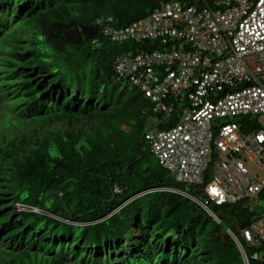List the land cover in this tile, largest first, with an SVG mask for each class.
Wrapping results in <instances>:
<instances>
[{
    "label": "trees",
    "instance_id": "trees-1",
    "mask_svg": "<svg viewBox=\"0 0 264 264\" xmlns=\"http://www.w3.org/2000/svg\"><path fill=\"white\" fill-rule=\"evenodd\" d=\"M168 1L0 0V20L10 10L17 17V28L0 41L14 48L6 57L5 71L10 67L11 72L3 74L2 86L3 92L15 91L5 116L14 117L16 125L9 120L10 126L0 131V264H65L63 242L95 245L109 254L113 249V256L125 264H154L158 259L148 250L138 252L136 245L156 252L159 242L148 244L155 240L149 235L156 234L170 240L162 247L165 259L171 253L173 264H243L228 232L241 241V229L256 220L244 207L247 200L210 206L220 224L191 201L165 193H147L115 212L139 192L177 185L159 163L146 157L152 155L143 139L146 125L151 119L159 123L162 116L153 114L142 94L118 77L113 64L119 55L134 58L160 41L113 43L96 23L112 19V28L125 29ZM129 42L131 49L112 52ZM78 59L90 68L88 73L82 68L73 73L80 65L69 62ZM36 67L52 78L39 79ZM27 121L33 124L25 127ZM16 129L30 132L18 135ZM113 186L120 194L113 193ZM15 203L43 214L17 215ZM58 218L89 225L73 226ZM135 234L139 239H132ZM123 238L132 245L127 252L120 248ZM155 244L160 247L155 249ZM244 251L249 264H264V246ZM254 253L263 256L253 261ZM69 254L73 262L90 261L77 257V249L69 248Z\"/></svg>",
    "mask_w": 264,
    "mask_h": 264
},
{
    "label": "built area",
    "instance_id": "built-area-1",
    "mask_svg": "<svg viewBox=\"0 0 264 264\" xmlns=\"http://www.w3.org/2000/svg\"><path fill=\"white\" fill-rule=\"evenodd\" d=\"M104 34L113 42L160 41L134 58H117L115 73L141 89L154 113L177 119L147 139L178 181L199 185L207 179V199L193 202L209 214V202L264 196V180L245 166L264 172V126L252 131L222 124L264 115V0H171L125 29L106 27ZM242 235L249 246L264 242V214Z\"/></svg>",
    "mask_w": 264,
    "mask_h": 264
},
{
    "label": "clouds",
    "instance_id": "clouds-1",
    "mask_svg": "<svg viewBox=\"0 0 264 264\" xmlns=\"http://www.w3.org/2000/svg\"><path fill=\"white\" fill-rule=\"evenodd\" d=\"M178 2V1H177ZM2 12V11H1ZM1 18V16H0ZM17 19L16 15L14 16V14L11 13V10L6 14L5 18H3V20H0V41H1V38L3 37V35H5L6 33H9V32H12L13 29H16L17 28V22L15 21ZM111 20V21H109ZM2 22L5 24H2ZM110 23V24H109ZM111 23H112V19H108V24H103L101 20L97 21V26H99V29L101 30L102 32V35L104 38L108 39L110 42H113L110 40V38L108 36H106L104 34V30L106 27H110L112 28L111 26ZM113 30H115L114 28H112ZM2 42H0V120H3L5 126H10V121L11 123H14L13 120L8 116V118L5 116V113L7 112L8 110V106H9V102L12 98V95L15 94V91L13 89H11V91L9 90H6L3 92V87L5 86H2L4 84V82H6V77L3 75L5 72H11V68H9L8 71H5V67L4 65L7 66L8 64V61H6V57H9V56H12L14 53V48L13 46H10V45H1ZM114 43V42H113ZM125 55H119L117 56L116 58H114V67H115V61L117 58H120V57H123ZM20 68H23L24 69V66L20 64L19 66ZM36 73H41L39 79L43 80V81H47L46 79L47 78H52V75L48 74V73H45L44 70L40 69L39 67H36ZM119 77V76H118ZM122 78V77H120ZM125 81H128V84L131 88L133 89H136L137 91H139L141 94H142V97L143 99L147 100L151 105H152V111H153V114H156L154 113V108H155V104H153L149 98H147L145 96V94L141 91V89L139 87H135L133 86L129 79L127 77H123ZM16 86V84L14 85ZM18 89V88H17ZM22 93V91H21ZM10 99V100H9ZM46 105H48L50 103V100H47L46 102ZM44 103V104H45ZM49 106V105H48ZM39 113H41V111H39ZM36 112V114H39ZM156 115H159V116H162V120L159 121V123L157 124L158 125H161L162 127L161 128H157L156 132H151L149 129L145 131L144 135H143V139L145 141V143L148 145L149 147V151L150 153L154 156V158H156V160L158 161V163L161 165V167L167 172L168 176L176 183L177 186L175 187H160V188H154V189H150V190H147V191H142V192H139L133 196H131L127 201L123 202L119 208H117L115 210L118 211L121 207H124L126 204L134 201L135 199H138V198H141L143 195H146L147 193H153V192H156V193H165V194H168V195H174V196H177L179 198H182V199H185V200H189L191 201L194 205H196L193 200H196L198 202H204L206 199H207V195H206V187L208 185V182H207V179L204 180V183L203 184H199V185H196V184H191V183H187V182H181V181H178L176 179V174L173 172V171H170L168 170L166 167L163 166V163L160 161V159L156 156V154L153 152V149H152V144H151V141H149V139H147V136H155V134L161 132V131H165V130H168L172 127H174L176 124H177V119L174 118V117H170L169 120L166 119V115L164 114H156ZM10 120V121H9ZM27 126L29 125H32L33 123L31 121H27ZM14 125V124H13ZM14 127L16 128V125H14ZM125 129V128H124ZM1 131V129H0ZM34 141H36V138H34ZM185 186V187H190V188H199V193H200V198L196 197V196H193L191 195L189 192H186L182 189V187ZM113 193L114 194H120V191L118 189L117 186H113ZM59 196H61L59 194ZM262 196V195H260ZM258 197V196H257ZM256 197V198H257ZM264 198V196H262ZM255 199V198H254ZM254 199L252 200H248L246 199L249 203L251 201H253ZM245 201V200H243ZM241 201V202H243ZM241 202H237L235 204H240ZM247 203V205H244V207L246 208H249V211L250 209L254 206H250V204ZM224 205H234V204H227V203H222V204H215L213 202H209L208 205H207V209L209 211V214H207L204 210L201 209V207H199L198 205H196L198 208L201 209V211H203V213L210 217L211 219H213L217 224H220L221 223V220L215 216L214 212L210 209V206H215V207H219V206H224ZM257 209V208H255ZM14 212H22V213H30V214H40L42 215L43 213H41V211L37 208H32V207H29V206H25L23 204H19V203H15L13 205V209ZM250 212H254V209ZM210 214L212 216H210ZM261 217V216H260ZM260 217H256V219H259ZM59 220L61 223H65V224H69V225H73V226H87L89 225V223H70V222H66L65 220H62V219H57ZM100 221V220H99ZM256 221V220H255ZM255 221H251L249 222L248 224L252 223V222H255ZM98 221H95L94 223H96ZM141 222V221H140ZM142 223V222H141ZM248 224L243 228L241 229L240 231V239L241 241L239 240V238L235 237L232 233L228 232V234L230 235L232 241L235 243L240 255H241V258H242V261H243V264H249V259L247 257V254L246 252L244 251V248H248V249H259L260 247L264 246V242H260V244L258 246H249L248 244V241L244 238V236L242 235V233L246 230ZM142 226H144V223L141 224ZM132 236V239H139V236L137 234L135 235H131ZM155 237V240L153 241H150V243H148L149 245H151V243L153 242H159V244L161 245V248H159V250H155L156 252L152 253L150 252L149 248H145L144 247V251L145 250H148V253H149V256L150 257H153V258H157L158 261L155 262L154 264H173L172 262V255H170L171 253H168L169 255H166L167 258L165 259V253H166V248L165 247H162L163 244L162 243H168L170 242L169 239L163 237V236H160V235H152L149 237ZM128 242L129 240L127 238H123L122 239V245L120 248H122L121 250H123L124 252L127 250L129 251L130 247L128 245ZM64 244V250H63V253L65 254V264H80V262L78 263V261L76 260L75 262H73L71 260V257H70V254H69V248L71 249H77V254L76 256H84L85 258L86 257H89L90 261H83L84 263H88V264H125L124 261H118L116 256H113V249H112V252L111 254H109L107 251H100L99 249L97 248H94L93 246L95 245H91L90 247H86L85 243L81 242L79 243V245L75 244H69L67 242H63ZM136 247L140 250L142 245L139 243L138 245H136ZM155 249H158V245L155 244V246H153ZM116 250V249H115ZM118 251V250H117ZM142 252V251H141ZM145 256V255H144ZM143 256V257H144ZM128 258L132 257L130 256V254L128 253L127 255ZM139 257V255H138ZM163 257V258H161ZM142 258V256L140 257ZM251 260L255 261V260H259L261 259V256L260 254L258 253H254L252 254V256L250 257ZM176 263V262H175ZM127 264H131V263H127Z\"/></svg>",
    "mask_w": 264,
    "mask_h": 264
},
{
    "label": "rangeland",
    "instance_id": "rangeland-1",
    "mask_svg": "<svg viewBox=\"0 0 264 264\" xmlns=\"http://www.w3.org/2000/svg\"><path fill=\"white\" fill-rule=\"evenodd\" d=\"M132 47H133V43L129 42V44L126 43V44L116 46L112 52L115 55H117V54L123 53V51L126 49H131ZM69 63H71V65H73V67L77 64L80 65L79 67H77V66H76V68L74 67V71H73L74 74H77L76 69H78V68H82V70L85 71L86 73H88V70L90 69L88 66H83L84 65L83 61L79 60V59L76 62H75V60H71ZM80 72L81 71L79 70V73ZM157 123H158L157 119H151L149 121V123L146 125V130L149 129L151 132L155 133L157 128H158ZM224 123L236 124L239 127L247 125L248 128H250L252 131H256L258 129H253L252 127L255 125H258L260 128H262V126H264V115H262V116H250V117H247L246 119H244L242 117H230L227 120L222 121V124H224ZM146 157H148L152 163L158 164V162L156 161V158H154L152 155L147 153ZM245 166H246L247 170L252 174V176H258L259 181L264 180V172L259 173L257 171V168L248 162H246ZM182 189L186 192H189L191 195L200 198L199 188H193L192 189L190 187L183 186ZM249 204H250V206H254V212L253 213H254L255 217H260L264 214V198L262 196H258L253 201H251ZM255 208H257V209H255ZM260 256H263V255L260 253Z\"/></svg>",
    "mask_w": 264,
    "mask_h": 264
},
{
    "label": "bare ground",
    "instance_id": "bare-ground-1",
    "mask_svg": "<svg viewBox=\"0 0 264 264\" xmlns=\"http://www.w3.org/2000/svg\"><path fill=\"white\" fill-rule=\"evenodd\" d=\"M3 90H4V89H3ZM15 118H17V117H15ZM12 120H15L14 117H12ZM12 124H14V123H12ZM3 125L5 126L3 120H0V129H2V126H3ZM14 125H15V124H14ZM20 127H22V129L24 128L23 126H20ZM16 130H17V133H18V135H19L20 132L18 131V129H16ZM16 130H14V131H16ZM1 131H2V130H1ZM29 132H30V131H27V130H26V131L21 132L20 135H21V134H24V133H29ZM1 133H2V132H1ZM2 135L5 136L4 133H3ZM25 135H30V134H25ZM34 136H35V135H34ZM9 138H12V137L10 136ZM15 213H16L17 215L22 214V212H15ZM141 251H142V252L144 251V248H143V247H141V249L138 250V252H141ZM144 252H145V251H144Z\"/></svg>",
    "mask_w": 264,
    "mask_h": 264
}]
</instances>
